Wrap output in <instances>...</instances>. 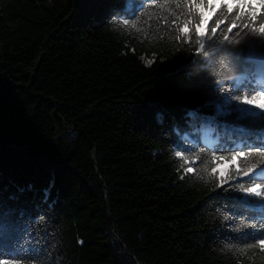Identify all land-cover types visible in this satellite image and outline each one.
Returning a JSON list of instances; mask_svg holds the SVG:
<instances>
[{
    "label": "trees",
    "instance_id": "1",
    "mask_svg": "<svg viewBox=\"0 0 264 264\" xmlns=\"http://www.w3.org/2000/svg\"><path fill=\"white\" fill-rule=\"evenodd\" d=\"M138 3L0 0V208L14 210L9 248L43 252L0 260L264 264L261 216L227 198L210 159L240 137L223 97L248 90L233 87L252 71L247 53L264 36L249 29L264 8L255 21L245 9L240 43L206 42L205 57L176 38L187 8ZM137 17L135 28L122 24Z\"/></svg>",
    "mask_w": 264,
    "mask_h": 264
},
{
    "label": "snow or ice",
    "instance_id": "2",
    "mask_svg": "<svg viewBox=\"0 0 264 264\" xmlns=\"http://www.w3.org/2000/svg\"><path fill=\"white\" fill-rule=\"evenodd\" d=\"M171 2L176 5V8L188 9L186 13H183L187 19L178 27L176 38L185 41L191 40L194 44L199 45L196 49L197 52H201L205 48L206 42L209 47L218 41L240 43L235 38L240 36V31L233 32V29L238 27L237 21L244 19L245 9L249 10L251 19L255 21L257 6L264 8V0H171ZM145 3L147 0H139L137 7H141ZM234 8H238L239 11L236 12L235 18H230L228 14H231ZM132 15H135V12ZM172 15L176 16V13L172 12ZM214 17L215 19H213ZM137 20L139 17L136 20L124 19L122 24L135 28ZM210 21L212 22L211 26H209ZM225 21L228 23L225 24ZM172 23L175 25L176 20H173ZM221 25H224L223 29H221ZM243 27H247V25ZM218 29H221L219 36L217 35ZM249 31L264 36V23H261L258 29L250 28ZM229 33L232 35L230 36ZM252 43L258 45V50L254 48L247 53L252 71L247 72L246 75L234 82L233 87L234 92H241L244 88L248 90L240 95L228 93L223 97V103L232 109L235 116V128L240 132V137L232 141L231 144L217 147L215 151H212L210 159L215 163V167L211 168V174L218 173L219 183L217 186L228 185V188L222 189L227 192V198L247 205L249 209L259 213L261 222L264 223V167L260 166L264 165V151H261L264 148V40L253 41ZM202 54L205 57L209 55L207 51H202ZM152 62V60L147 61L148 64ZM253 83L255 88L252 87ZM234 101L235 103H233ZM207 106L204 105L203 107ZM216 107L217 115H228L227 112L221 111L222 106L220 104H217ZM198 111L190 112L189 116L194 119L198 118ZM253 127L258 128L254 134L251 131ZM235 148L255 150L228 151V149ZM220 152L226 154L220 155ZM175 155L181 158L185 164L199 162L200 159L197 155L193 161H189L185 153L179 151ZM252 158H255V162ZM238 160L240 161L239 164H237ZM230 164L236 165L232 172H229ZM241 164L243 167L240 166ZM184 171L199 175L191 166L185 167ZM245 177L247 179L242 182V178ZM257 181L261 182L258 183ZM45 198H47V192ZM13 215L14 210L0 208V255H19L29 260H40L43 255L42 251L31 247L24 248L19 244H16L14 249L9 248L8 241L14 231V221L11 219ZM224 218L228 219L227 216ZM246 226L251 227L250 225ZM256 243L264 248V239H258ZM248 247H253V245H248ZM0 264H19V261L0 260Z\"/></svg>",
    "mask_w": 264,
    "mask_h": 264
}]
</instances>
